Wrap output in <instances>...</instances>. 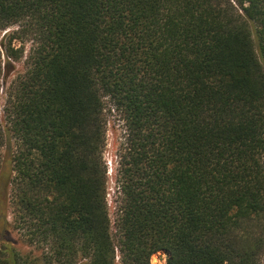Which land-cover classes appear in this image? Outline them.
<instances>
[{"label":"trees","instance_id":"16d2710c","mask_svg":"<svg viewBox=\"0 0 264 264\" xmlns=\"http://www.w3.org/2000/svg\"><path fill=\"white\" fill-rule=\"evenodd\" d=\"M0 30V264H263L264 0H0Z\"/></svg>","mask_w":264,"mask_h":264},{"label":"rangeland","instance_id":"374dc122","mask_svg":"<svg viewBox=\"0 0 264 264\" xmlns=\"http://www.w3.org/2000/svg\"><path fill=\"white\" fill-rule=\"evenodd\" d=\"M5 32L0 30V40L2 39ZM1 48V47H0ZM28 49V47H27ZM3 62L6 61V57L3 55ZM22 66L21 63L16 64V69H20ZM12 76L8 72H5V70L2 72L1 76V82H0V95L3 96L4 92L3 90L7 87L8 83L10 82ZM3 101V99H2ZM106 118H107V145L105 150V159L107 161V165L109 168L108 176H109V183H108V204H109V210H110V218L112 221V225H114L116 219H117V201L119 200V188L117 187V176H116V154L118 153L120 145L124 142L126 137V129L124 126V122L122 119V116L114 112L113 110H110V106L106 109ZM5 153L2 152L0 154V169L4 166V158ZM7 221L10 223L13 221L11 211L8 212ZM4 238L10 239L13 242L18 241V235L17 232L13 230V227H11V230L7 231L6 233L0 234V240ZM18 243V242H17ZM167 254L165 252H159L155 254L152 257L151 264H165L167 260ZM118 260V258H117ZM262 263L264 264V253L261 257ZM165 261V262H164Z\"/></svg>","mask_w":264,"mask_h":264},{"label":"built area","instance_id":"2783aa9c","mask_svg":"<svg viewBox=\"0 0 264 264\" xmlns=\"http://www.w3.org/2000/svg\"><path fill=\"white\" fill-rule=\"evenodd\" d=\"M167 261V260H166ZM165 262V261H164ZM166 264V263H165Z\"/></svg>","mask_w":264,"mask_h":264}]
</instances>
